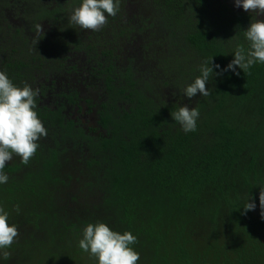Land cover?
Masks as SVG:
<instances>
[{
  "label": "trees",
  "instance_id": "trees-1",
  "mask_svg": "<svg viewBox=\"0 0 264 264\" xmlns=\"http://www.w3.org/2000/svg\"><path fill=\"white\" fill-rule=\"evenodd\" d=\"M81 3L0 0V71L39 89L47 129L27 165L3 169L19 235L0 264H97L78 241L98 222L137 237L138 264H264V63L227 69L264 16L234 0H119L91 31L70 22ZM210 57V95L188 98ZM184 105L194 132L171 115Z\"/></svg>",
  "mask_w": 264,
  "mask_h": 264
},
{
  "label": "clouds",
  "instance_id": "clouds-1",
  "mask_svg": "<svg viewBox=\"0 0 264 264\" xmlns=\"http://www.w3.org/2000/svg\"><path fill=\"white\" fill-rule=\"evenodd\" d=\"M234 2L236 7H242L248 13L254 12L264 16V0ZM118 11L119 0H82V3L71 12L70 22L85 30L99 31L108 23V16L115 17ZM35 28L36 34H44L41 24L35 25ZM244 35L250 42V48L245 51L242 46H237L233 60L227 65V69H231L237 75H239V72H236L237 66L246 71L256 62L264 63V19L252 21ZM38 40L35 41L36 44ZM212 62L213 57H210L202 63L201 75L183 90L185 96L192 98L198 93L202 96L210 95L206 85L210 75L214 74ZM215 67L220 66L217 64ZM38 95L39 89L34 90L27 83L23 87L16 86L4 71H0V184L8 181L3 169L6 163L13 159V155L20 157L21 162L27 165L39 147L38 141L41 137L47 136V129L35 110V98ZM171 115L186 133L196 131L199 111L195 107L184 105ZM250 197H247L242 214L256 208L254 200ZM259 202L260 214L264 218V185H261ZM15 209L19 212V205H16ZM8 217L9 213L0 206V259L5 261L11 258L8 249L19 235L17 226L8 223ZM135 243L137 237L131 232L125 231L121 234L112 230L106 223L98 222L87 224L78 246L90 257L95 258L97 264H138L139 253L131 247Z\"/></svg>",
  "mask_w": 264,
  "mask_h": 264
}]
</instances>
